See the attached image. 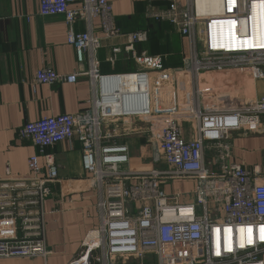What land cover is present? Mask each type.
Listing matches in <instances>:
<instances>
[{"label":"built area","instance_id":"built-area-1","mask_svg":"<svg viewBox=\"0 0 264 264\" xmlns=\"http://www.w3.org/2000/svg\"><path fill=\"white\" fill-rule=\"evenodd\" d=\"M195 4L185 0L181 7L172 1L163 11L148 8L149 18L167 23L187 40L189 54L183 66L194 97L190 107L157 108L160 90L171 79L161 57L134 56L135 46L147 43L146 32L127 35V44L112 49L108 60L114 64L119 54H132L142 72L101 77L95 57L101 45L92 28L99 20L105 39L121 36L112 5L106 0H39L41 17H63L67 44L80 69L71 75L41 69L34 83L75 84L85 76L100 85L88 112L46 117L18 131V139L31 143L39 156L61 142L76 139L81 145L82 169L98 198V226L86 234L68 264H264V175L258 168L249 171L231 164L229 145L231 133L256 131L264 117V96L238 109L231 107L234 99L227 107H205L200 81L203 75L231 72L264 81V0H219L214 15L199 14ZM77 23L85 26L83 33L74 31ZM151 75L155 76L150 86ZM131 76L146 91L127 98L144 100L146 105L113 113L105 103L106 86ZM129 117L146 124L145 130L134 132L146 133L156 148L157 167L148 172L125 169L128 147L114 141L116 130L102 132L107 123ZM187 121L192 123L187 126L193 133L190 140L182 134ZM120 133L129 134L126 128ZM209 150L211 157L206 156ZM160 163L163 169L158 168ZM27 171V177L0 178V260L48 257L45 204L58 181V168L49 164L43 171L34 155L27 161ZM185 180L195 183L189 202L181 201L182 194L169 195L161 188L166 182Z\"/></svg>","mask_w":264,"mask_h":264},{"label":"crops","instance_id":"crops-1","mask_svg":"<svg viewBox=\"0 0 264 264\" xmlns=\"http://www.w3.org/2000/svg\"><path fill=\"white\" fill-rule=\"evenodd\" d=\"M106 1L112 5L114 24L121 36L105 39L99 20L93 22L92 34L100 40L101 45L95 55L97 74L107 77L142 72L132 54H119L114 64L108 60L112 49L127 44V35L144 31L148 41L135 46L134 56L162 58L163 70L171 82L164 84L160 90L157 108L177 106L172 101V85L174 92L180 85L183 95L188 96V74L183 61L189 54V46L187 40L170 25L156 23L149 18L148 8L163 11L170 7L172 1L183 7L185 0ZM38 10L39 0H0V178L27 177V161L34 155L38 156L43 171L49 164L57 166L58 181L51 186V194L45 204L48 257L46 260H0V264H68L77 255L86 234L98 226V198L90 177L82 169L80 143L76 139L61 142L47 148L44 155L39 156L31 143L18 139V131L26 124L46 117L75 116L88 112L93 99H97L100 93L99 83L91 82L85 76L79 77L75 84L48 86L34 83V75L41 69H51L58 75H71L80 69L73 48L67 44V27L63 17H41ZM216 12L209 9L206 14ZM85 30L81 23L74 25L76 33ZM82 68L86 70V64ZM154 76L149 77L150 86ZM209 84H212L209 89L216 92L220 88L238 89L244 98L252 97L243 99L248 102H255L264 96V81H253L247 74L203 75L201 85L205 89ZM123 90L132 93L135 87L126 82ZM180 101L182 106L183 98L176 97V103ZM152 106L155 108L156 104L152 103ZM142 122L133 117L120 118L112 121V124L107 123L102 129L103 133L117 131L118 138L114 141L126 145L129 151V165L125 169L134 173L148 172L157 167L153 160L157 158L156 148L148 141L146 133L134 132L136 129H146V124ZM188 122L182 129L185 140L193 138L192 131L187 127L192 123ZM124 128L129 134L120 137V129ZM229 145L231 164L249 171L258 168L264 175V117L260 118L256 131L231 133ZM158 167L163 169L164 165L159 164ZM194 186L193 181L185 180L166 182L161 188L169 195L182 194V201L189 202Z\"/></svg>","mask_w":264,"mask_h":264},{"label":"rangeland","instance_id":"rangeland-1","mask_svg":"<svg viewBox=\"0 0 264 264\" xmlns=\"http://www.w3.org/2000/svg\"><path fill=\"white\" fill-rule=\"evenodd\" d=\"M195 3H196L197 11L199 13L204 12L205 14L208 12L209 9H214L215 11H217L218 6H219V0H195ZM228 74L229 73H227V75ZM213 75H216V74H209L206 76H213ZM187 79L190 82L189 76L187 77ZM253 81H255V80H253ZM220 83H225V82L220 81ZM178 84H179V81H178ZM215 84H217V82ZM210 87H212V84H209V86H207V85L205 86V90H204L202 97H201L203 99L205 107H211L214 104H220V105H223V107H227V103H228L227 101L231 102V99H234V102H232L233 104L231 105V107L238 109V108H243V107L247 106L248 104H251V102H252V101H249V102L244 101L243 99H252V97L248 96L247 98H244V95H241L242 92L239 91L238 89H236L234 91V89L233 90H229V89L222 90L220 88V91L216 92V91L209 89ZM221 87H223V84ZM176 90L177 91L173 93V99H172V101H174L173 103L177 106H181L182 101H180L179 103H176V97L178 98V96H179L180 98H183V105L182 106L183 107L184 106L190 107V105H191L190 101L193 100V98H194L192 95V92H189L188 96H184L182 91H181L180 85ZM140 121H142V120H140ZM213 155H214V153L210 150L206 152L207 157H211ZM153 160H155V158H153Z\"/></svg>","mask_w":264,"mask_h":264},{"label":"bare ground","instance_id":"bare-ground-1","mask_svg":"<svg viewBox=\"0 0 264 264\" xmlns=\"http://www.w3.org/2000/svg\"><path fill=\"white\" fill-rule=\"evenodd\" d=\"M196 5V4H195ZM199 13V12H198ZM201 15H209V14H205L204 12L199 13ZM214 15V14H211ZM234 73H238V72H234ZM202 77L200 78L201 81ZM126 82H130L131 84L134 85L135 90L134 92L130 93V92H126L123 90V88L126 87ZM143 89H140V88ZM139 91H146V87L143 84H139L136 77L131 76L127 79H125L123 82H121V84L119 83H112V84H108L106 86L105 89V93L108 96V101L105 100V103L107 105H111V110L113 111V113H123V112H130L133 110H139L141 109L143 106L146 105L145 101L141 100L140 102L136 99L132 100L130 98H127V96H131V98L136 97V93H139ZM128 94V95H127ZM187 94H189V91L187 92ZM109 100H114V101H109Z\"/></svg>","mask_w":264,"mask_h":264}]
</instances>
